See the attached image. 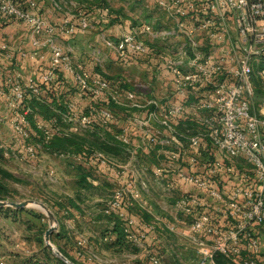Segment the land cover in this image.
Wrapping results in <instances>:
<instances>
[{
	"label": "built area",
	"instance_id": "obj_1",
	"mask_svg": "<svg viewBox=\"0 0 264 264\" xmlns=\"http://www.w3.org/2000/svg\"><path fill=\"white\" fill-rule=\"evenodd\" d=\"M157 4L169 22L165 27L147 23L126 31L119 43L104 39L122 59L130 52L149 54L146 35L170 40L176 46L164 64L183 101L163 110L157 101L150 100L147 105L155 108L141 121L152 150L161 143L150 128L152 122L170 133L176 145L168 153L170 166L179 182L194 189L181 195L173 214L176 221L166 226L192 237L197 252L209 264H219V256L229 264H264V94L261 98L257 94V79L264 83V0H157ZM37 8V0H27L26 5L19 0H0V12L25 22L36 46L45 36L44 43L52 52L50 66L41 75L24 78L18 73L11 79L8 92L0 88V96L7 98L12 110L10 126L24 143L19 152L23 161L37 160L40 151L39 145L29 142L31 108L25 106V101L31 95L40 98L38 82L53 81L60 68L72 72L85 92L96 97L111 96L118 104L142 106L134 92H117L106 80L92 78L83 64L75 61L70 49L59 42V32L72 36L92 26L83 11L52 24L35 11ZM69 108L66 132L93 128L91 115L80 112L73 102ZM96 111L106 126L115 119L109 108ZM187 114L198 124L191 136L176 127L177 120ZM59 130L44 131L50 139ZM117 137L126 146L131 144L126 134ZM206 145L216 152L212 159L202 151ZM5 154L9 156L10 152L6 150ZM94 156L119 173L126 171L103 152ZM165 171L158 168V174ZM128 196L141 197L135 178L114 190L104 212L119 216L129 239L137 242L148 231L156 230L158 224L150 222L136 232V220L126 208ZM182 215L189 217L188 221ZM150 258L153 264H161L158 256L150 254Z\"/></svg>",
	"mask_w": 264,
	"mask_h": 264
},
{
	"label": "rangeland",
	"instance_id": "obj_2",
	"mask_svg": "<svg viewBox=\"0 0 264 264\" xmlns=\"http://www.w3.org/2000/svg\"><path fill=\"white\" fill-rule=\"evenodd\" d=\"M92 2L95 7L99 8V1ZM108 3L111 8H125L123 11L124 16L129 11L134 14L132 16H135L142 11L143 7L147 8L146 3L140 0H112ZM71 6L72 10L75 11V6ZM8 23L14 24L16 22ZM151 24L155 27V23L152 22ZM153 43L157 45L152 38L151 46H154ZM82 48L76 47V52L73 48L69 49L75 59L83 54L84 50L90 52L89 54L92 55H89L90 58L95 61L94 67L99 66L100 70L104 72L105 61L103 57L108 54L111 55L110 51L106 50L102 51L100 55H93V49L85 47L82 50ZM157 52L158 50L138 58L135 57V61L131 63L133 66L126 64L124 61H116L109 55L107 57H110L108 58L110 66L108 65V71L105 72L109 75H121L126 79L130 78L132 85L138 92L144 93V90H146L145 93L147 92L150 96L155 92L157 94L154 87L156 81L152 78L148 82L144 80L145 74L151 75L157 71L153 65L149 68L150 70H147L144 65L142 66L146 62H153ZM93 56L99 58V60ZM115 112L117 116L124 117L126 111L115 109ZM188 116L190 115L187 114L186 117ZM37 117L39 128L43 130L52 129L46 121L40 120L39 116ZM191 129L188 133H192L193 130ZM81 131L85 132V129ZM2 133V137L0 134V184L6 188L7 192L4 193V197L0 201L23 202L32 200L44 203L53 212L55 224L51 221L47 211L39 204H33L23 211H18V209L11 206L0 208V264H21L31 257L42 261L46 260L41 249L43 245L47 246L46 233L53 225L57 227L51 235L53 245L60 251L59 244L71 258L85 264H153L150 254L158 256L161 264H209L197 252L196 243L192 237L185 236L181 232H174L166 225H163L162 233L148 231L146 236L137 242L132 241V244H128L127 248H119L121 251L111 248L109 242L113 236H111L110 230H112L115 221L113 218H109L104 210L107 202L113 196L114 190L118 187L116 185L112 186L106 181H103L102 187L98 189L93 186H83L80 182L81 174L92 172L93 179H95L97 174H100V169L86 163L80 155L50 152L40 146L41 144L37 138L34 139V143L39 145L40 148L37 160L23 161L19 158V152L22 150L24 143L21 144L8 129H6V133ZM138 141L140 143V140ZM168 145L170 146V143ZM6 148L9 149V156L4 154ZM167 150L171 151L168 148ZM118 158L119 162H124L128 155L123 154ZM135 164L137 166L136 162ZM4 171L9 172L13 177H7ZM151 189L152 192H155L152 186ZM164 194L167 195L166 192ZM98 195L103 197L106 202L98 200ZM164 197L165 199L168 198L167 196ZM130 206L132 210L134 209L137 212L143 210V207H140L138 202L133 200L130 201ZM65 207L68 209H65ZM175 208L173 212H175ZM73 212L81 217L79 221L77 219L75 221ZM153 219L155 218L150 219L151 223L156 222V219ZM182 219L188 221L189 217L182 215ZM175 221L174 218V221L171 222ZM180 226L183 227V225ZM59 234L62 235L61 239H58ZM106 237L108 239H105ZM158 238L159 242H156ZM50 250L55 256L60 257L54 250L51 248Z\"/></svg>",
	"mask_w": 264,
	"mask_h": 264
},
{
	"label": "crops",
	"instance_id": "obj_3",
	"mask_svg": "<svg viewBox=\"0 0 264 264\" xmlns=\"http://www.w3.org/2000/svg\"><path fill=\"white\" fill-rule=\"evenodd\" d=\"M89 1L94 0H37L42 15L52 24L64 22L70 14L77 15L79 13L77 9L79 8L85 9L91 19L92 26L87 30H80L73 36H68L59 32L58 40L65 45L66 48H73L74 52H76V47H83L82 50L85 47H89L93 49V55H100L102 51L109 50L111 55L108 54L106 57H103L105 61L103 67L104 72H107L108 65L110 66V62L108 61L110 57L107 56L110 55L116 61L120 62L117 51L112 46L108 45L105 39L113 43H119L121 36L126 31L140 26L137 24H141L142 22H153L156 28L165 27V25L169 23L164 12L158 7L156 3L157 0H140L146 3L147 8L143 7L142 11L135 16H132L134 14L129 11L126 17L122 16L120 20L113 24L108 23L106 14L101 8L94 7ZM71 5L75 6V11L72 10ZM44 39L45 36H42L40 40L42 44L36 46L34 44L32 32L25 22L2 24L0 21V88L8 92L11 87V79L18 73H21L24 78L30 76L37 77L48 69L52 59V52L50 47L45 45ZM62 40L65 41L63 42ZM146 40L147 43H150L152 37L150 38L146 35ZM154 41L157 45L155 43L153 44L158 50L155 59L153 62L149 61L142 64V66L144 65L147 70H150L149 68L153 65L157 71L155 73L151 72V75L145 74L146 77L144 79L145 82H148L151 78L156 81L154 87L157 89H155L157 94L155 92V94H151L150 96L147 92L145 93L146 90H144L143 93L135 89L136 101L142 106H135L130 102L125 105L120 104L123 106V110L126 111L124 117L117 116L116 114L115 119L105 127L106 130L114 134H126L130 139L131 144L128 146V151L123 153L128 155V158L124 162L118 161L121 166L126 168V171L124 173H119L120 170L117 168H112L106 172L100 170V174H97V178L91 179L93 187L97 189L102 187L103 181L110 183L112 186L116 185L120 187L128 184L133 178L136 179L138 188L141 190V197L136 199L128 196L126 208L128 213L136 220L134 230L138 233L143 230L146 224L150 223V220H147L144 213L149 214L150 218L156 219V224H158L159 227H157L158 229L153 231V233H162L161 230L164 229L163 225H167L168 223H172L171 221H174L175 217L173 211L177 204L178 197L180 198L181 195L194 191L193 187L179 182L177 172L170 166L171 163H169L167 154L169 151L167 148L169 150H174L176 147L171 140L170 133L156 122H152L150 128L161 142L158 144L156 150L152 151L149 147L150 141L146 135V127L141 124L142 120H146L149 117L150 108L153 106L147 105L150 100L157 101L158 106L163 110L183 101V98L176 92L173 77L171 73L165 69L162 58V56L169 54L176 46L172 41L168 40H166V42L165 40L156 38ZM89 53L90 52L84 50L83 54L76 58L77 60L74 59L76 62L83 63L89 68L94 69L95 61H93V58H90L92 55ZM95 59L99 60V58L96 57ZM64 71L71 80H74L72 72ZM128 80L132 84V80L130 78H128ZM92 101V98L87 95L76 94L75 102L80 112L89 110L90 107L93 106ZM11 117L12 110L7 98L0 96L1 137L3 135L2 132L6 133V129L11 131L14 136L15 133L9 122ZM186 118L177 120V124L180 125L183 123L182 127H186V129L190 131L185 122ZM138 140H140V143H138ZM169 143L170 146L168 145ZM159 167L169 168L163 174H158ZM151 186L154 188L155 192H152ZM164 192H166L167 195H165ZM164 196L168 197L166 198L168 201ZM97 199L106 202V200L99 195ZM132 200L138 202L140 207H143V210L141 209V211L139 210L138 212L134 209L132 210L131 206L129 207L130 201ZM167 211L170 215L167 214ZM73 213L75 215V221L76 219L79 221L81 217L75 212ZM111 233V236H116L112 230ZM155 235L158 236L157 234ZM156 242H159V238Z\"/></svg>",
	"mask_w": 264,
	"mask_h": 264
},
{
	"label": "trees",
	"instance_id": "obj_4",
	"mask_svg": "<svg viewBox=\"0 0 264 264\" xmlns=\"http://www.w3.org/2000/svg\"><path fill=\"white\" fill-rule=\"evenodd\" d=\"M24 5L27 4V0H19ZM99 1V8L102 9V11L107 14V21L108 23H116L118 20L121 19V17L124 16L125 13H123L124 8L116 9L111 8L108 0H94ZM91 5L94 6V3L92 1ZM157 3V1H156ZM158 5V4H157ZM95 7V6H94ZM98 8V7H97ZM106 8H109V12L106 13ZM36 12L41 13L40 8L35 10ZM77 11H83L84 14L88 16L85 9H77ZM43 16V15H42ZM44 17V16H43ZM89 17V16H88ZM90 18V17H89ZM0 21L2 24H8V22H22L21 20H17L16 18L6 16L0 12ZM137 24V23H135ZM147 24V22H142L138 27H141L143 25ZM79 32V31H78ZM76 34V33H75ZM74 34V35H75ZM73 36V35H72ZM146 38V37H145ZM147 41V40H146ZM150 52H154L157 50L155 46H151L150 43H148ZM169 54L164 55L163 58V64L165 63L166 57ZM143 55L137 54L135 52H130L129 55L126 58H120L118 56V59L120 61H124L126 64L130 65L135 61V57H141ZM130 60V61H129ZM83 64V63H81ZM84 68L89 71L92 75V78H101L103 80H106L111 84L114 90L117 92H125V91H135V87L131 84V82L126 79L125 77L121 75H109L106 72H102L99 68L94 67V69L89 68L88 66L84 65ZM165 66V64H164ZM166 69V68H165ZM41 87V94L40 98L37 96H32L28 98L25 101V106L31 108V113L29 114V119L31 122L30 125V131H31V138L29 142L31 141L34 143V139L37 138L40 142V146L47 149L50 152H62L65 154H74V155H80L81 159H83L86 163L92 165L93 167H96V169H100L102 172H106L107 170H111L113 167L110 165H102L100 161L94 156V153L96 152H103L107 156L115 159L118 161V157L123 155L126 151H128V146H126L120 139H118L119 134H114L111 131L106 130V125L103 122L102 116L96 111L101 108H109L114 112V116L116 117L115 109L123 110V106L118 104L115 99H113L111 96L108 95H102V96H94L93 94H90L88 92H85V90H82L77 82L75 80H71L63 68H60L56 72V76L53 81L49 83L45 82H38ZM82 94L87 95L92 98L93 106L90 107L89 110L82 112L86 115H91L94 119V126L93 128L85 129V132H66L69 125L67 124V121L65 119V115L71 113V110L69 108V105L71 102H75L76 94ZM257 94L258 97H262L264 94V83L261 79H257ZM155 108L152 106L150 109ZM96 111V112H95ZM95 112V113H94ZM39 116L40 120L46 121L52 129H56L58 127L61 128L58 132H56L50 139H47L46 133L43 129L39 128L38 120H36ZM37 117V118H36ZM187 124V128H192V133H188V129L186 127H182L181 123L180 125H176L178 131L180 133H183L185 135L191 136L197 132L198 124L197 121L192 118V116H188L185 120ZM14 137H16L21 144H23V141L21 138H19L16 134H14ZM35 144V143H34ZM23 149V148H22ZM6 150L9 151L8 148ZM4 151V154L6 152ZM156 148L152 151H155ZM207 158L212 159V156L216 154L215 150L211 147V145H206V147H203L202 150ZM214 154V155H212ZM6 155V154H5ZM214 158V157H213ZM84 168V167H82ZM86 171V169L84 168ZM5 175L7 177H13L12 174H10L7 171H4ZM89 179V177H91ZM81 183L85 187H92V181L93 174H81ZM6 188L0 184V200L3 199L4 193H6ZM67 207H65L66 209ZM18 209L19 210H24ZM60 209H62L60 207ZM107 215V214H106ZM147 220H150V215L147 213H144ZM109 218L114 219V224L112 226V231L116 236H113L109 242V245L113 249H117L118 251H121L122 248H127L128 244H132V241L129 239L128 234L126 232V225L125 222L117 215H107ZM150 218V219H148ZM111 231V230H110ZM62 235H58V239H61ZM105 239H108L106 237ZM1 241V236H0ZM58 247L60 251L64 254L65 257H67L69 260L72 261V263L76 264H85L82 262H78L75 259L71 258V256L63 250L59 244ZM119 248H121L119 250ZM41 252L45 255L44 261L36 259V258H27V260L24 261V263L21 264H69L64 260L63 258L57 257L53 254V252L48 248L47 246L43 245ZM261 259H264V253L261 254ZM219 264H229L228 260L224 256H219L217 258Z\"/></svg>",
	"mask_w": 264,
	"mask_h": 264
},
{
	"label": "water",
	"instance_id": "obj_5",
	"mask_svg": "<svg viewBox=\"0 0 264 264\" xmlns=\"http://www.w3.org/2000/svg\"><path fill=\"white\" fill-rule=\"evenodd\" d=\"M33 204H39L42 208H44L48 215L50 216V219L51 221L55 224V216L53 214V212L50 210V208L44 204V203H39L37 201H32V200H27V201H23V202H15V201H0V208H4V207H7V206H11V207H14L16 209H23V208H27V207H30L31 205ZM57 227L55 225L51 226L47 233H46V245L48 247H50L52 250H54V252L56 254H58L61 258H63L64 260H66L67 263L69 264H74L72 263L71 261H69L67 259V257H65L52 243V240H51V235L52 233L54 232V230L56 229Z\"/></svg>",
	"mask_w": 264,
	"mask_h": 264
}]
</instances>
